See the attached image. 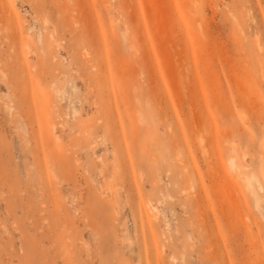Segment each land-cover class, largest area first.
<instances>
[{
  "label": "rangeland",
  "instance_id": "374dc122",
  "mask_svg": "<svg viewBox=\"0 0 264 264\" xmlns=\"http://www.w3.org/2000/svg\"><path fill=\"white\" fill-rule=\"evenodd\" d=\"M0 264H264V0H0Z\"/></svg>",
  "mask_w": 264,
  "mask_h": 264
},
{
  "label": "bare ground",
  "instance_id": "6f19581e",
  "mask_svg": "<svg viewBox=\"0 0 264 264\" xmlns=\"http://www.w3.org/2000/svg\"><path fill=\"white\" fill-rule=\"evenodd\" d=\"M195 3H196V2H195ZM165 4H166V2H165ZM166 5H167V4H166ZM194 5H195V4H194ZM194 5H193V6H194ZM194 7H195V6H194ZM195 8H196V7H195ZM66 9H67V8H66ZM167 10H168V9H167ZM192 10H194V8H193ZM195 11H196V9H195ZM195 11L193 12V14L195 13ZM163 12H164V11H163ZM167 12H168V13H167ZM190 12H191V8H190ZM169 13H171V12L166 11V14H169ZM163 14H164V13H163ZM176 14H177V13H176ZM191 15H192V14H191ZM170 16H171V15H170ZM173 17H175V16H173ZM177 17H179V16H177ZM186 17H187V19H184V21H185V20H191L190 18H188V16H186ZM195 17H197L196 14H195ZM179 18H180V17H179ZM165 19H166V18H165ZM193 19H194V18H193ZM196 19H197V18H196ZM180 20H181V19H180ZM170 21H171V19H170ZM170 21H169V22H170ZM173 21H174V20H172V22H173ZM192 21H193V20H192ZM192 21H191V22H192ZM162 22H163V21H161V23H162ZM178 22H179V21H178ZM180 22H181V21H180ZM182 22H183V21H182ZM182 22H181V23H182ZM193 22H194V21H193ZM198 22H199V21H198ZM183 23H185V22H183ZM186 23H187V22H186ZM188 23H189V22H188ZM195 23H196V21H195ZM195 23H193V24H192V23H189V24L194 25ZM162 24H163V23H162ZM162 24L159 23V25H162ZM189 24H188V25L186 24V25L189 26ZM181 25H182V24H181ZM197 25H198V23H197ZM162 26H164V25H162ZM162 26H161V28H162ZM166 26H167V25H166ZM183 26H184V25H183ZM195 26H196V25H195ZM201 26H202V25H201ZM169 27H170V26H169ZM196 27H197V26H196ZM196 27H195V28H196ZM198 27H199V26H198ZM198 27H197V28H198ZM202 27H203V26H202ZM202 27H200V28H202ZM167 28H168V27H167ZM171 28H172V27H171ZM190 28H191V27H190ZM190 28H188L189 31L187 30V31H188V34L190 33V30H191ZM195 28L193 29V27H192L193 30H195ZM172 29H174V28H172ZM172 29H170V30H172ZM186 29H187V28L185 27L184 32H185ZM193 30H192V31H193ZM202 30H203L202 32H204V28H202ZM173 31H175V30H173ZM199 31H200V29H199ZM208 31H210V30H208ZM193 32H194V34H195V31H193ZM196 32H197V31H196ZM159 33H161V32H159ZM168 33H169V32H168ZM174 33H176V32H174ZM166 34H167V33H166ZM176 34H177V33H176ZM185 34H186V33H185ZM191 34H193V33H191ZM202 34H203V33H202ZM208 34H209V33H208ZM163 35H164V34H163ZM168 35H169V34H168ZM168 35H167V37H168ZM172 35H174V34H172ZM172 35H171L170 37H173ZM200 35H201V34H200ZM200 35H199V36H200ZM209 35H210V34H209ZM212 35H213V34H212ZM185 36L187 37V35H185ZM191 36H192V35H190V37H191ZM194 36H195V35H194ZM196 36H198V35H196ZM204 36H205V35H204ZM210 36H211V35H210ZM158 37H159V36H158ZM174 37H175V36H174ZM176 37H177V36H176ZM201 37H202V36H201ZM201 37H200V38H201ZM194 38H195V37H194ZM202 38H203V37H202ZM209 38H210V37H208V40H209ZM177 39H178V38H177ZM195 39L198 40L197 38H195ZM203 39H204V38H203ZM205 41H206V40H205ZM209 41H210V40H209ZM209 41H208V42H209ZM166 42L170 43L169 40L167 41V39H166ZM166 42H165V43H166ZM201 42H202V41H201ZM201 42L197 41V44H198V43H201ZM212 42H213V40H212ZM176 43H177V41H176ZM203 44H204V43H203ZM206 44H207V43H205V45H206ZM210 44H211V43H210ZM198 45H199V44H198ZM207 45H208V44H207ZM211 45H212V44H211ZM166 46H167V45H166ZM200 48H202V46H201ZM173 49H174V48H173ZM173 49H172V50H173ZM169 50H170V49H169ZM175 52H176V51H175ZM96 69H97V68H96ZM100 69H101V68H100ZM100 69L98 68V70L101 72ZM102 70H103V68H102ZM93 71H94V70H93ZM95 71H97V70H95ZM99 71L97 72L98 74H99ZM101 80H102V79H101ZM105 80H106V79H105ZM95 82H96V81H95ZM103 82H104V81H103ZM103 82H102V83H103ZM105 82H106V81H105ZM105 82H104V83H105ZM95 84L97 85L98 83H95ZM105 84H106V83H105ZM99 85H100V84H99ZM95 87H98V85L95 86ZM171 89H172V88H171ZM169 91H170V90H169ZM185 92H186V91H185ZM169 93H171V92H169ZM174 93H175V92H174ZM196 94H197V93H196ZM175 95H176V94H175ZM186 95H187V94H186ZM186 95H185V96H186ZM177 96H178V98H179V96L182 97L180 94H178V92H177ZM189 96H190V95H189ZM189 96H187V97H189ZM193 96H194V95H193ZM193 96H192V97H193ZM196 96H197V95H196ZM157 97H158L157 100H159V96L156 95V98H157ZM175 97H176V96H175ZM168 98H169V96H168ZM193 98H194V97H193ZM193 98H192V99H193ZM175 100H176V99H174V101H175ZM178 100H179V99H177V101H178ZM194 101H195V100H194ZM194 101L191 100L192 103H193ZM164 102H165V101H164ZM178 102H179V101H178ZM180 102H181V101H180ZM175 103H176V102H175ZM187 104L189 105V103H187ZM194 105H195V104H194ZM174 106H175V105H174ZM192 106H193V105H192ZM176 108H177V107H176ZM172 109H173V108H172ZM188 110H191V109H188ZM175 111H177V110H175ZM167 112H168V111H167ZM177 112H178V111H177ZM162 115H163V114H162ZM136 119H137V118H136ZM167 119H168V118H167ZM171 119H172V118H171ZM106 120H108V119H106ZM164 120H165V119H164ZM133 121H134V120H133ZM166 122H167V121H166ZM106 123H107V122H106ZM131 124H132V123H131ZM105 125H106V124H105ZM134 125H135V124H134ZM130 126H131V125H130ZM130 126H129V127H130ZM136 127H137V126H136ZM106 128H107V127H106ZM132 128H133V127H132ZM137 128H138V127H137ZM104 129H105V127H104ZM133 129H134V128H133ZM167 129H168V131H173L172 125H170L169 127L167 126ZM130 131H131V130H130ZM136 131H137V130H136ZM132 133H135V131H133ZM138 133H139V134H138ZM138 133H137V134H138L139 140H140V139H143V138L141 137V136H143V133H142V132H141V133L138 132ZM135 134H136V133H135ZM135 134H133V138H132V139H134V140L136 139L135 137H136V135H137V134H136V135H135ZM141 134H142V135H141ZM139 135H140V136H139ZM113 136H114V135H113ZM138 137H137V138H138ZM140 137H141V138H140ZM114 138H115V137H114ZM130 138H131V137H130ZM116 140H117V139H116ZM118 141H119V140H118ZM135 141H138V139L135 140ZM116 142H117V141H116ZM133 143H134V142H133ZM112 144H114V143H112ZM115 144H118L117 146L120 147V144H119V143H115ZM113 146L115 147L116 145H113ZM117 146H116V148L119 150V147H117ZM121 147H122V146H121ZM117 149H116V150H117ZM138 149H139V148H138ZM113 150H115V149H113ZM144 153H145V152H144ZM142 154H143V153H142ZM142 156H143V155H142ZM144 156H145V155H144ZM144 156H143L144 159H141V160H145V157H146V156H145V157H144ZM152 160H155V159H151V161H152ZM152 162H154V161H152ZM229 162H230V169H231V170H234V168H235V166H236V164H235V159L232 157V158H230ZM154 163H155V162H154ZM247 181H248L249 183H251L250 179H248ZM141 223H145V224L148 225L149 227L151 226V225H150L151 222H150L149 220H145V221H142V220H141ZM150 229H151V228H150ZM66 253H67V252H66Z\"/></svg>",
  "mask_w": 264,
  "mask_h": 264
}]
</instances>
